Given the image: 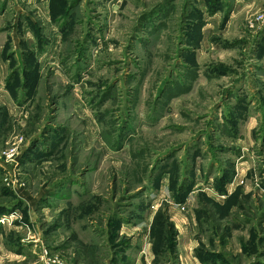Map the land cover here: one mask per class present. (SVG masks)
<instances>
[{
    "label": "rangeland",
    "instance_id": "1",
    "mask_svg": "<svg viewBox=\"0 0 264 264\" xmlns=\"http://www.w3.org/2000/svg\"><path fill=\"white\" fill-rule=\"evenodd\" d=\"M0 264H264V0H0Z\"/></svg>",
    "mask_w": 264,
    "mask_h": 264
}]
</instances>
